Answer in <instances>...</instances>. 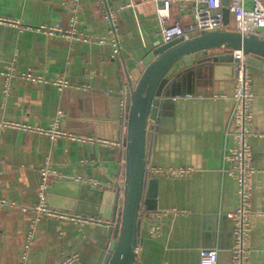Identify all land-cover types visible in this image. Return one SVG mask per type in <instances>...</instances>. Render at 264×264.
<instances>
[{"label":"crops","instance_id":"obj_1","mask_svg":"<svg viewBox=\"0 0 264 264\" xmlns=\"http://www.w3.org/2000/svg\"><path fill=\"white\" fill-rule=\"evenodd\" d=\"M71 0H0V16L38 25L70 21ZM115 12L119 52L109 37L110 21L99 0H80L79 28L109 37L101 44L70 42L63 36L19 30L0 22V67L12 62L47 80L65 73L70 85L60 89L53 82L11 79L3 96L0 73V120L5 118L32 127H49L55 113L64 114L60 127L93 140L50 139L33 130L4 127L0 131V196L32 205L36 201L41 166L50 168L51 203L69 213L94 216L101 221L40 216L25 264H58L77 254L70 264H101L107 253L109 225L106 205L95 190L114 191L123 185L122 109L128 80L124 66L137 65L153 48L163 25L192 19L193 0H174L169 16H157L156 0H107ZM184 3V8L181 5ZM225 49L210 53L222 55ZM225 64L206 62L183 72L177 93L162 108L158 120L148 127V165L184 167L182 176L154 173L158 208L140 213V241L136 264H199L202 248L218 249L217 264H231L232 233L229 212L239 203L236 179L225 175L223 153L232 142L231 117L234 79ZM252 76V124L249 138L256 171L252 187L251 264H264V72ZM121 99V100H120ZM119 106V112L117 109ZM262 133V134H261ZM103 142V143H102ZM122 142V144H119ZM93 178L106 185L95 186L74 178ZM109 200V198H106ZM105 199V200H106ZM94 202H98L94 203ZM105 211L92 213L93 205ZM101 207V208H100ZM166 211L158 235L152 236V211ZM35 214L20 207L0 206V264H18Z\"/></svg>","mask_w":264,"mask_h":264},{"label":"built area","instance_id":"obj_2","mask_svg":"<svg viewBox=\"0 0 264 264\" xmlns=\"http://www.w3.org/2000/svg\"><path fill=\"white\" fill-rule=\"evenodd\" d=\"M104 6L106 17L110 21L109 37L111 38L112 45L114 46V53L119 52V40L117 37V27L115 23V12L111 11L107 0H99ZM159 2L156 10L157 16L163 21L169 16V4L174 0H156ZM182 9L185 7L182 2ZM224 7L229 10V21L225 23L224 19ZM79 9L80 0H71L70 2V21L65 27L60 21H50L48 23H42L38 25H25L20 19L12 20L3 16H0V22L9 23L19 30L26 29L30 31H39L47 35H58L69 39L70 42L75 40L80 41H92L94 43L101 44L105 42L109 37L99 36L88 30L79 28ZM192 19L186 25L182 24L179 20H174L169 25H163L161 29V35L164 42L169 41L174 37L183 36L185 39L199 33L204 28H221L229 27L236 30H241L245 33L261 34L264 35V0H228L227 4L223 3V0H193L192 6ZM233 20L234 27L229 24L230 20ZM233 60V72L232 77L234 79L233 90V108L231 117V137L232 142L225 147L223 153V170L225 175H228L237 181V194L239 196L238 206L230 211L228 214L231 219L232 244H231V264H251L250 256L252 247L250 243L252 232V217L255 214L252 210V187H253V174L256 171V166L253 161V147L250 144L249 138L255 134L252 124L253 113L250 108L251 102L254 98L252 92V76L251 68L245 59V55L242 50L232 51ZM0 73L4 77L5 87L3 89V96L6 97L11 89L12 78H22L31 81L41 82H53L60 89L68 87L70 81H68L65 73H61L47 80L43 76L33 73L31 70H20L13 65L12 62H7L0 67ZM124 104V103H123ZM122 104V105H123ZM64 112L62 109H58L55 113V118L49 127L36 126L32 127L24 123H17L11 120L2 118L0 120V131L4 127L21 128L24 130L38 131L39 133L46 134L50 139L64 137L68 139H82L93 140L91 137L84 138L76 133L66 131L60 127V120ZM262 134V133H261ZM103 143V142H102ZM119 144H122L120 142ZM41 179L38 183L36 201L32 205H25L23 203H17L14 200L0 196V206L9 205L12 207H20L23 211H32L35 214L34 221L28 231L26 237V243L23 250L22 259L18 264H25L27 253L32 245L33 230L35 223L39 220L40 216L49 217H61L68 219H78L83 222L90 220L101 221L100 218L90 216H81L79 214H72L61 210L59 208L52 207L47 202V188L49 185V178L52 173L50 168L41 166ZM146 169L157 173H165L171 176H182L189 173L188 168L174 167V168H162L148 165L146 162ZM77 181H81L87 184L95 186H104L107 184L100 183L99 181L89 178H74ZM108 185V184H107ZM166 211H152V224L150 233L152 236L158 235L161 221ZM137 250V246L135 251ZM77 258V254L65 257L63 261L58 264H70ZM218 249L215 247L202 248L199 264H217Z\"/></svg>","mask_w":264,"mask_h":264},{"label":"water","instance_id":"obj_3","mask_svg":"<svg viewBox=\"0 0 264 264\" xmlns=\"http://www.w3.org/2000/svg\"><path fill=\"white\" fill-rule=\"evenodd\" d=\"M224 4L228 0H223ZM225 23L229 21V10L224 7ZM224 48L222 55L210 53ZM241 49L253 70L264 72V35L245 33L229 27L204 28L187 39L174 37L166 42H156L152 49L138 61L137 65L124 66L128 89L122 109L123 137V185L114 191L95 190L102 197L105 211L98 202L92 213L104 214L111 219L107 253L101 264H135V251L140 241V212L158 208L157 181L147 178L148 127L158 120L162 108L177 91L176 83L189 68L210 62L217 66L225 64L232 71V51ZM121 100V99H120ZM119 112V106L117 113ZM54 186V182L52 183ZM53 186L47 188V202L51 205ZM109 198L107 200L106 198ZM106 199V200H105Z\"/></svg>","mask_w":264,"mask_h":264},{"label":"rangeland","instance_id":"obj_4","mask_svg":"<svg viewBox=\"0 0 264 264\" xmlns=\"http://www.w3.org/2000/svg\"><path fill=\"white\" fill-rule=\"evenodd\" d=\"M228 25H230L231 27H234V22H233V20L231 19L230 20V22H229V24Z\"/></svg>","mask_w":264,"mask_h":264},{"label":"trees","instance_id":"obj_5","mask_svg":"<svg viewBox=\"0 0 264 264\" xmlns=\"http://www.w3.org/2000/svg\"><path fill=\"white\" fill-rule=\"evenodd\" d=\"M148 174V173H147ZM141 211H142V209H141ZM141 213V212H140ZM136 264V263H135Z\"/></svg>","mask_w":264,"mask_h":264}]
</instances>
